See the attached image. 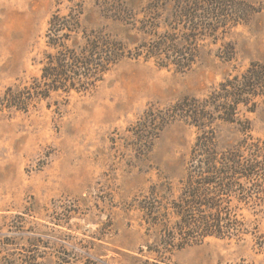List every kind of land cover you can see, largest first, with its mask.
<instances>
[{
  "label": "rangeland",
  "instance_id": "1",
  "mask_svg": "<svg viewBox=\"0 0 264 264\" xmlns=\"http://www.w3.org/2000/svg\"><path fill=\"white\" fill-rule=\"evenodd\" d=\"M79 1L83 26L106 25L125 36L107 17L111 11L104 2L110 0H0V95L7 86L22 88L40 74L51 50L48 19ZM226 39L235 46L232 60L216 55V45L205 46L199 61L184 72L126 58L90 91L40 98L27 111L0 109V256L35 257L42 264H55L58 255L70 258V264L88 258L95 264H135L148 256L145 243L158 233L145 229L138 206L150 186L176 193L196 130L174 121L149 144L135 135V125L145 111L201 96L224 76L264 60V11L236 25ZM238 116L250 121L253 137H264L262 101L253 109L240 105ZM231 137H238L236 124H223L221 142ZM260 215L258 233L264 234V212ZM258 233L240 239L209 236L176 250L167 261L264 264V239Z\"/></svg>",
  "mask_w": 264,
  "mask_h": 264
},
{
  "label": "trees",
  "instance_id": "2",
  "mask_svg": "<svg viewBox=\"0 0 264 264\" xmlns=\"http://www.w3.org/2000/svg\"><path fill=\"white\" fill-rule=\"evenodd\" d=\"M110 1L104 2L105 10L111 11L107 17L124 37L107 31L106 25L83 26L82 1L66 13L55 10L45 33L51 50L44 54L40 74L22 88L7 86L0 95V109L27 111L40 98L90 91L126 58L184 72L199 61L205 46L216 45V55L232 60L235 46L227 35L264 11V4L249 0ZM258 100L264 103V60H253L242 72L224 76L201 96H185L166 108L145 111L135 135L149 144L163 127L179 120L195 127L196 135L176 193H159L150 186L138 206L145 229L155 228L158 236L145 243L149 255L135 264H172L167 260L176 250L209 236L240 239L258 233V216L264 212V137H253L250 121L238 116L240 105L253 109ZM223 124H236L238 137L221 142ZM257 236L264 239L263 233ZM30 244L38 245L35 239ZM54 262L73 261L58 255ZM0 264L42 261L0 256ZM80 264L95 261L88 258Z\"/></svg>",
  "mask_w": 264,
  "mask_h": 264
}]
</instances>
